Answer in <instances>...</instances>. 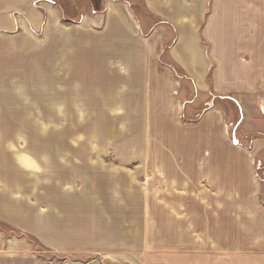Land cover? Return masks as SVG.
Instances as JSON below:
<instances>
[{
    "label": "rangeland",
    "instance_id": "obj_1",
    "mask_svg": "<svg viewBox=\"0 0 264 264\" xmlns=\"http://www.w3.org/2000/svg\"><path fill=\"white\" fill-rule=\"evenodd\" d=\"M212 1L194 84L113 9L105 23L101 0H0V264H264L248 232L262 213L226 194L245 182L240 159L224 163L248 108L222 99L264 116V79L216 85ZM252 6L237 16L240 63L243 45L264 58V0Z\"/></svg>",
    "mask_w": 264,
    "mask_h": 264
},
{
    "label": "crops",
    "instance_id": "obj_2",
    "mask_svg": "<svg viewBox=\"0 0 264 264\" xmlns=\"http://www.w3.org/2000/svg\"><path fill=\"white\" fill-rule=\"evenodd\" d=\"M101 1L107 6L105 23L109 20V11L113 9L118 18L122 16L123 20H126L133 33L142 32V38L149 40V50H154L157 53L161 51L167 52L172 59L170 60L172 66L181 68L184 66L193 70L197 74V77L194 78L191 74L193 78L191 81H201L200 78L204 74L206 65L208 62L210 63V59L203 45L200 43L201 41H198L200 38L198 26L205 20L204 14L209 0ZM237 1L213 0V15L209 18L208 25L206 26V35L210 36L209 39L213 42V51L210 52V55L216 66L218 63L215 72L216 85L224 90L229 89L230 85L243 82H247L249 87V83H253L254 77H256L257 81L264 79V58L259 59L257 64H252L251 52H253V47L251 44L249 46L243 45L240 50L241 52H249L251 58L244 57V63L238 61L237 43H234V46L233 42L235 40H242L244 31L240 34V30L236 28L237 16H248L251 21L253 19L252 2L254 0H241L251 6L249 10L244 6V11L237 7ZM255 1L262 2L263 0ZM112 3H115L116 6L113 7ZM171 33L173 35L172 38H170ZM204 33L205 30L203 31V35H205ZM261 34H264V32L262 31ZM259 50L264 52V47H261ZM253 65H255V69H253ZM259 72H262V74L258 75ZM222 99L232 101L241 113L242 107L240 105H245L249 109H245V112H248L246 117H243L242 113L240 119L243 122L245 118V130L243 134L246 137L242 139L243 146L240 147L241 143L235 146L231 143L234 151L238 153L236 156L239 158L229 156L227 159L228 162H223L231 171L232 169L230 167L236 164V160L240 159L241 164L243 163L244 168L247 170V174L241 178L245 182L244 184L238 182L232 183L229 192L226 194L228 196L234 195L235 200L236 197L243 196L240 200L244 201V203H240L239 201L238 204H240L238 207L244 213L253 215L255 210L262 213L259 216L260 221L257 225H254L257 228L254 230L250 229L248 232H252L253 238L262 237L264 239V116L259 113L256 108V102L252 99L244 98L240 100L226 96L222 97ZM218 122H220V117ZM259 122L261 123L259 124ZM219 124L217 123V125ZM223 130L226 134V126ZM257 162H261L259 168H256ZM220 168L222 169V167ZM216 176L217 174L215 173L211 179L214 181ZM204 181H209L208 175L200 179V182ZM218 186L219 184L215 185L217 188ZM170 188H177L174 181L171 182ZM177 190L183 194L185 193L184 188L179 187ZM236 215L238 216V214ZM246 226L252 227L249 224ZM255 239L257 240V238Z\"/></svg>",
    "mask_w": 264,
    "mask_h": 264
},
{
    "label": "built area",
    "instance_id": "obj_3",
    "mask_svg": "<svg viewBox=\"0 0 264 264\" xmlns=\"http://www.w3.org/2000/svg\"><path fill=\"white\" fill-rule=\"evenodd\" d=\"M261 166V162H257L256 168H259Z\"/></svg>",
    "mask_w": 264,
    "mask_h": 264
},
{
    "label": "water",
    "instance_id": "obj_4",
    "mask_svg": "<svg viewBox=\"0 0 264 264\" xmlns=\"http://www.w3.org/2000/svg\"><path fill=\"white\" fill-rule=\"evenodd\" d=\"M233 142H234V144H236V141H235V139L233 140Z\"/></svg>",
    "mask_w": 264,
    "mask_h": 264
}]
</instances>
